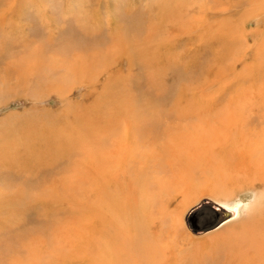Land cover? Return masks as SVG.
<instances>
[{
    "label": "rangeland",
    "instance_id": "obj_1",
    "mask_svg": "<svg viewBox=\"0 0 264 264\" xmlns=\"http://www.w3.org/2000/svg\"><path fill=\"white\" fill-rule=\"evenodd\" d=\"M247 3L0 0V264H89L88 257L104 254L107 238L133 251L129 236L140 251L142 243H158L179 257L214 264L213 249L220 247L223 258V246L212 236L240 220L233 221L237 214L230 218L224 208L253 202V194H264V188L243 180L232 198L216 197L207 194L205 175L198 171L185 199L177 185L153 196L157 188L143 172L155 135L144 136L133 126L149 111L144 125L161 136L158 120L180 111L178 97L197 113L208 111L201 100L213 96L218 100L211 113L243 110L247 104H231L232 98L251 80L260 84L264 78L255 71L246 75L252 51L245 50V41L227 37L228 24L243 19ZM256 22L250 18L245 27L261 31L262 22ZM247 35L252 43L254 34ZM258 107L262 115L244 109L252 113L238 130L251 145L264 139V102ZM210 116L214 124L217 117ZM172 132H163L158 143L167 144L171 135H165ZM222 185L232 190L229 183ZM107 197L115 204L109 209L117 206L112 212Z\"/></svg>",
    "mask_w": 264,
    "mask_h": 264
},
{
    "label": "bare ground",
    "instance_id": "obj_2",
    "mask_svg": "<svg viewBox=\"0 0 264 264\" xmlns=\"http://www.w3.org/2000/svg\"><path fill=\"white\" fill-rule=\"evenodd\" d=\"M247 2H248L247 3L248 9L244 11L243 19L237 20L234 22H230L228 24L227 37L231 40H234L235 42L237 40L245 41V50L248 52L252 51V57H251L252 62L249 63V65L246 64L248 66L244 65L243 70H245V72H247L246 75L247 76L250 75L253 71H255V73L257 72L256 74H258V75L259 74L262 75V74H264V0H247ZM189 10H190V8H189ZM196 18H198V17H196ZM250 18H256L257 19L256 24H258L259 22H262L263 29L261 31H255L256 30L255 29L254 30L255 32L253 30H248L245 27V25L247 24V22L249 21ZM202 19H203V17H202ZM247 33L254 34L255 38H253L252 43H250L249 39H247V37H248ZM201 42H204L203 39ZM243 56H244V53H243ZM163 64H165V63H163ZM159 66H160V64H159ZM150 72L153 73V70H151ZM72 73H74V72H72ZM162 74H165V73H162ZM156 75L158 76L159 74L156 73ZM212 82H214V80H212ZM151 84H150V87H152ZM142 85H143V83H142ZM250 85H252V90H250L251 89ZM250 85H248V88H246V89L244 88V90L242 91V93L240 95H237L235 97L237 99L232 98V100H231L232 103L231 102L230 103L235 104V103H238L239 101H241L244 104H247L246 106H243V110L245 108H249L248 110H250V109L253 110V113L255 115L256 114L262 115L261 113H258L257 110H259V108L261 107V106L258 107L259 104H262V102H264V78H263V82H260V84H257V83L255 84L251 80ZM252 95H253V98H251ZM168 97H170V96H168ZM232 97H234V95ZM160 99H161V97H160ZM195 99L199 100V97H195ZM217 100L218 99L214 96L211 98H204L203 100H201V102L208 105L207 108H209V109L206 112H200L199 111V113H197V111L194 112V110L189 107L190 103L188 102V100L186 98L178 97V99L175 102H176V104H182L180 111H178L177 113L175 112L174 114L172 113L173 111L171 113L169 112V114L166 113V119H164L162 121L163 116H160L161 118H159V120H158V122H159L158 126L160 125L159 128L161 129L162 135H163V132L165 133V132L169 131L170 129L174 130V132H172V133H166V135L164 134L165 136H167L169 134L171 135L170 139L168 140L167 144H165V145L158 143L159 138L162 137V135L160 136V134H159V136H157L158 134H156V131L155 130L153 131L152 129H151L152 131L150 130V132L148 133L149 127H146L144 125V120L149 121V117H148L149 111H146V112H148V113H146V115L147 114L148 115L146 116V119L142 118V121H143L142 123L135 124L136 123L135 122L134 123L135 125L133 124L134 125L133 127L140 129L144 136L153 137L155 135L154 138H151V140H153V142H154V144L152 143L154 146L152 145L153 147L150 149L148 154L145 155L144 164H149V165H146V167H145V168H147V170H146L147 172L146 171H144L146 173L143 172V174H147V175H145V176H147L146 179L148 180V176H149L150 183L153 185L154 188H157V190L155 192H152L153 196L160 194L162 191H164L166 189V187H169V186H175L176 187V185H177V187H179L178 190L179 189L181 190L180 195L184 196V198H182V199H185V197H187L186 191L189 188L191 189L192 185H195V184H193V183H195L193 180L195 173H199V172H203V173H200V175H203V176L205 175V178H204V181L202 184H206L207 187H205V188H208L207 194H209V191H210V193L212 195H216V197L220 196V197H224V198H232V194L234 193V191L238 190L240 188V185L238 183L240 181H243V180L246 181V183L244 184L245 186L249 187V186H255V185L259 184L264 188V139H262V141L258 142L255 145L247 144L245 141V137H244L243 133L238 131V130H241L245 127L246 120L249 121V114H251L252 112L248 113L245 110L244 111L243 110L237 111L235 109H233V110L231 109V111L227 112V113H222V112L211 113L214 111V108L216 107L215 105H216ZM237 100H239V101H237ZM168 101H170V100L168 99ZM170 102L168 104H170ZM151 104H152V102H151ZM151 106H153V105H151ZM171 107H173V106H171ZM151 108H149V109H151ZM165 108H166V106H165ZM147 109H148V107L146 108V110ZM254 109H256V110H254ZM165 110H163L161 112H163V114H165V112H164ZM150 112L152 113L153 111H150ZM194 113H196V114H194ZM203 114H205V116ZM210 115L213 116L212 118L217 117L214 124L211 123V119L207 118V116L211 117ZM156 117H157V115H156ZM192 118H195V120L193 122H189L186 124L182 123L183 121H185L187 119H192ZM139 120H140V118H139ZM161 121H162V123H161ZM129 123H132V121ZM125 125H128V127H130V128L132 127V125H129V124H125ZM130 128H128V131ZM159 128H157V129L160 130ZM131 133H132V131H131ZM126 134H127V132H126ZM127 136H125V137L127 138ZM121 139H123V138H121ZM131 140H133V139H131ZM147 141H150V140H147ZM119 142H120V140H119ZM121 142H123V140ZM132 143H133V141H132ZM139 143H141V142H139ZM123 144H125V142ZM128 144H131V143H127L126 145H128ZM142 144H143V141L141 143V146H142ZM121 145H122V143H121ZM148 145H149V142H148ZM137 146H139V145H137ZM120 147H117V148H120ZM144 147H146V146H144ZM132 148H134V146H132ZM138 149H141V148L138 147ZM147 149H149V148L147 147ZM142 150H143V148H142ZM132 151H133V149H132ZM116 152H118V151H116ZM142 152L143 151H141V153ZM126 153L128 154V152H126ZM109 154H112V153H109ZM144 154H146V153H144ZM133 156H136V155H133ZM124 157H126V156H124ZM96 159L100 160L101 158L98 159L96 157ZM106 159H110V158H106ZM140 159H142V158H140ZM93 160H95V159H93ZM111 160H113V159H111ZM100 161H102V160H100ZM114 161L117 162V160H114ZM115 162H113V163H115ZM131 162H133V161H131ZM93 163H94V161H93ZM95 163H98V162L96 161ZM106 164H108V163H106ZM117 164H116V166L118 167ZM131 166H133V165H131ZM143 167H144V165H143ZM107 168H109V167H107ZM121 169H120V171H124L123 168H121ZM126 169H128V168H126ZM109 170L110 169H104V172L107 174H110L111 171H109ZM94 171H96V170H94ZM135 171H137V170H135ZM204 171H206V173H204ZM100 172H102V171H100ZM131 173H134V172H131ZM100 174L101 173H99L98 175H100ZM101 175L104 176L105 174L104 175L101 174ZM137 175L138 174L136 173L135 176H137ZM98 178H99V176H98ZM108 178H110V177L105 176V179H108ZM120 178H121V176H120ZM141 178H142V176H139L140 180H141ZM105 179H104V181H106V184H108L107 182L110 183L111 178L109 180H105ZM146 179H145V181H146ZM190 180H193V183H191ZM101 182H103V180ZM226 182L229 183V185L231 186V188H232L231 191L229 190L227 192L225 187H224V189L221 187L222 184H224V185L227 184ZM101 184H104V183H101ZM111 184L113 187L114 183H111ZM118 185L120 186V184L115 183V186H118ZM122 185H123V183H122ZM152 185H150V186H152ZM200 185H201V182H200ZM109 186H111V185H109ZM245 186L243 188H245ZM147 188L148 187H146V189ZM154 188H153V190H155ZM169 188H171V187H169ZM111 189L114 190L115 188H111ZM124 189H123V191H124ZM126 190H127V188H126ZM153 190L151 189L150 191H153ZM166 190H168V189H166ZM178 190L176 192L180 191V190L179 191ZM167 192L165 191V193H167ZM190 192H191V190H190ZM101 194L104 195V191ZM105 194H107V193H105ZM173 194H174V192H173ZM211 194H209V195H211ZM111 195H113V194H111ZM130 195H132V194H130ZM167 195H169V193ZM117 196H119V195H117ZM110 198H108L109 201H111ZM108 199L105 201H108ZM109 201H108V204L104 203V204H106V207L108 205V209H109V206L115 205L112 202L113 200L111 201V205L109 204ZM114 201H116L115 198H114ZM117 202L118 201H116V203ZM112 203H113V205H112ZM110 208L111 209H109V210H111V212L113 209H115L114 207H113V209H112V207H110ZM195 209H197V208H195ZM224 210H225V213L228 214L230 218H233L236 216V213L231 211V209L224 208ZM107 212H109V211L107 210ZM111 212H109V213H111ZM102 215H104V214H102ZM171 215H172V213H171ZM97 217H99V216H97ZM100 217H103V216H100ZM239 218H240L239 221L232 223L231 225H228L227 227L223 228L221 231H219L218 233H216L215 235L212 236L213 242L215 244H218V246H223V249H224V251L222 253L223 254L222 259H221V257H219L221 255L220 252L222 249L220 247L213 249V250H216L214 256L212 257V259L215 260L214 264H264V194L259 193V192L255 193V200H253V202L250 204L249 210L247 212H245L243 209H241L240 213L236 216L235 220H233V221H236ZM100 219H97V221H99ZM106 220H107V217H106ZM106 220H104V221H106ZM233 221H231L230 219H226L224 222H227L226 224H228V223L233 222ZM87 222H88L87 223L88 225H91L92 224L91 222H93V221H91V222L87 221ZM106 222H109V221L107 220ZM89 223H91V224H89ZM96 223H98V222H96ZM105 224H103V225L105 226ZM109 224L108 225L106 224V225L111 226ZM155 226H157V225H155ZM129 229H131V228H129ZM101 230H103V229L101 228ZM62 231L65 232L64 230H62ZM72 232H74V231H72ZM129 232H130V230L126 229V231H124V236H128ZM81 233H83V232L81 231ZM113 234H115V233H113ZM160 234H162V233H160ZM101 236L103 237V235H101ZM165 237H166V235H165ZM112 238H113V240L112 239L108 240V238H107L106 240H108V242H106V240H105V243L103 244V245H106L105 249L103 246L104 254L99 253V255H95L93 257H88L89 264H203V263H201L202 260L200 261L198 256H197V258H194V260H193V257L189 258V259H188V257H179L178 254H175L174 252H170L168 250L169 249L168 246L161 247L158 245V243L157 244L156 243L149 244L147 242L142 243V245H141L142 247H140L142 249V251H140L134 246V243L136 241L135 237L131 238L130 236L127 239L130 240V245L133 247V251L127 252L123 248L122 245L118 244L117 238H116V240L114 237H112ZM176 241H177V239H176ZM85 244H87V243H85ZM183 245H187V244H183ZM208 264H210V263H208Z\"/></svg>",
    "mask_w": 264,
    "mask_h": 264
},
{
    "label": "clouds",
    "instance_id": "obj_3",
    "mask_svg": "<svg viewBox=\"0 0 264 264\" xmlns=\"http://www.w3.org/2000/svg\"><path fill=\"white\" fill-rule=\"evenodd\" d=\"M253 200H255V194H253ZM252 203V201H249L248 203H243L238 201L231 209V211L235 212L237 215L240 213L241 209H243L245 212L249 210V206Z\"/></svg>",
    "mask_w": 264,
    "mask_h": 264
}]
</instances>
